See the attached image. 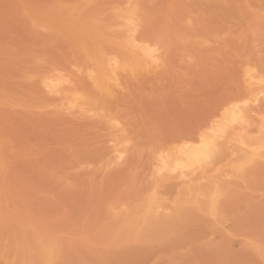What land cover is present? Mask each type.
<instances>
[{
  "label": "rangeland",
  "instance_id": "rangeland-1",
  "mask_svg": "<svg viewBox=\"0 0 264 264\" xmlns=\"http://www.w3.org/2000/svg\"><path fill=\"white\" fill-rule=\"evenodd\" d=\"M0 264H264V0H0Z\"/></svg>",
  "mask_w": 264,
  "mask_h": 264
},
{
  "label": "bare ground",
  "instance_id": "bare-ground-1",
  "mask_svg": "<svg viewBox=\"0 0 264 264\" xmlns=\"http://www.w3.org/2000/svg\"><path fill=\"white\" fill-rule=\"evenodd\" d=\"M146 55H148V54H146ZM149 56V55H148ZM254 96V95H253ZM257 96V95H256ZM255 97V96H254ZM253 99H255V98H253ZM232 108V107H231ZM231 108H230V110H231ZM236 107H233L232 109H233V111H231L232 113H230L231 115V117H234L235 116V113H236V111L234 110ZM240 111V110H239ZM240 114V113H239ZM205 147V146H204ZM206 148H208L207 146L205 147V148H199V149H191V150H189L188 152H187V154H186V159H187V161L189 162V163H193V162H196V161H198V160H200V159H203L204 158V156H205V152H206ZM176 161V160H175ZM187 162V163H188ZM179 164V163H178ZM175 166V165H174ZM180 166V165H179ZM176 167V166H175Z\"/></svg>",
  "mask_w": 264,
  "mask_h": 264
}]
</instances>
